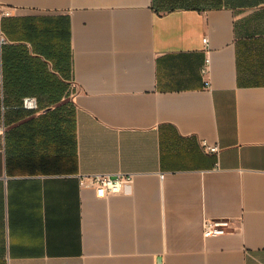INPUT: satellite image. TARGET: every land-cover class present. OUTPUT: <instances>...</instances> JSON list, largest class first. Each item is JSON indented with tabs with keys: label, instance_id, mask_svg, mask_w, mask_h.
I'll return each mask as SVG.
<instances>
[{
	"label": "crops",
	"instance_id": "obj_1",
	"mask_svg": "<svg viewBox=\"0 0 264 264\" xmlns=\"http://www.w3.org/2000/svg\"><path fill=\"white\" fill-rule=\"evenodd\" d=\"M198 2L0 0L16 62L66 86L0 118V264H264V0ZM59 105L74 148L44 160L7 144ZM119 172L134 181L118 194L80 184ZM206 218L233 227L205 237Z\"/></svg>",
	"mask_w": 264,
	"mask_h": 264
},
{
	"label": "trees",
	"instance_id": "obj_2",
	"mask_svg": "<svg viewBox=\"0 0 264 264\" xmlns=\"http://www.w3.org/2000/svg\"><path fill=\"white\" fill-rule=\"evenodd\" d=\"M19 55L7 46V42L1 44L0 118L5 125L24 119L35 111L23 107V98L17 96L18 92L22 93L25 90V93L47 94L45 98L38 95L37 100L40 107V104L44 101L48 102V106L58 103L62 99V92L66 90V86L55 85L46 80L44 63L34 60L31 65L21 64L22 60L16 62ZM19 73L21 75L17 76ZM25 73H31V77L27 75L25 80L23 77ZM45 74L48 76L47 71ZM26 133L27 138L25 139ZM74 138L75 115L74 112L65 114L64 105L56 106L54 109L29 119L27 122L11 128L6 133L7 144L12 145L17 152L18 150L27 149L33 155L38 154L43 157L44 160L48 157L51 158L49 155L51 149L60 152L63 148L66 149L69 141H71L74 148ZM25 144L26 147H24Z\"/></svg>",
	"mask_w": 264,
	"mask_h": 264
},
{
	"label": "built area",
	"instance_id": "obj_3",
	"mask_svg": "<svg viewBox=\"0 0 264 264\" xmlns=\"http://www.w3.org/2000/svg\"><path fill=\"white\" fill-rule=\"evenodd\" d=\"M12 12L9 8L0 10V18L11 16ZM207 41V38L204 39ZM0 42L6 43L7 40L4 35H0ZM209 62V59L207 60ZM23 107L26 109H38V102L36 97L23 98ZM203 150L207 153H218L220 148L217 144H210L206 140L201 141ZM134 181V174L119 172L116 174L107 173H92L81 174L80 184L83 187H92L95 189L98 197H106L111 194L121 193L126 186H129ZM233 227L232 221L229 218L211 219L206 218L203 224V234L205 237L222 235L229 232Z\"/></svg>",
	"mask_w": 264,
	"mask_h": 264
},
{
	"label": "rangeland",
	"instance_id": "obj_4",
	"mask_svg": "<svg viewBox=\"0 0 264 264\" xmlns=\"http://www.w3.org/2000/svg\"><path fill=\"white\" fill-rule=\"evenodd\" d=\"M195 1H199L198 3H202V5H211L216 2V0H195Z\"/></svg>",
	"mask_w": 264,
	"mask_h": 264
}]
</instances>
